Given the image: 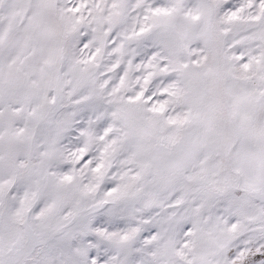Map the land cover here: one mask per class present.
Here are the masks:
<instances>
[{"label":"snow or ice","instance_id":"1","mask_svg":"<svg viewBox=\"0 0 264 264\" xmlns=\"http://www.w3.org/2000/svg\"><path fill=\"white\" fill-rule=\"evenodd\" d=\"M0 264H264V0H0Z\"/></svg>","mask_w":264,"mask_h":264}]
</instances>
